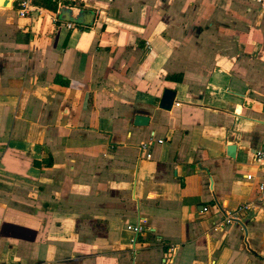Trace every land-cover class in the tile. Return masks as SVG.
Returning a JSON list of instances; mask_svg holds the SVG:
<instances>
[{"label": "crops", "instance_id": "crops-1", "mask_svg": "<svg viewBox=\"0 0 264 264\" xmlns=\"http://www.w3.org/2000/svg\"><path fill=\"white\" fill-rule=\"evenodd\" d=\"M12 1L0 7V264H264V7L38 0L42 14L21 18Z\"/></svg>", "mask_w": 264, "mask_h": 264}, {"label": "built area", "instance_id": "built-area-1", "mask_svg": "<svg viewBox=\"0 0 264 264\" xmlns=\"http://www.w3.org/2000/svg\"><path fill=\"white\" fill-rule=\"evenodd\" d=\"M257 2L261 5V7H264V4L262 3L261 0H257ZM16 3V11L19 17L21 18H25V17H29L31 16L33 13H38V14H42V9L38 8L37 6H35L32 3V0H15L14 4ZM67 28H71L72 25L71 24H67L66 25ZM254 158H255V162L263 165L264 166V143L262 145L261 148H259L258 150L255 151L254 153ZM251 175H247L246 178L247 179H251ZM258 192H259V196L260 198H264V184H260L258 186ZM250 207L249 204L245 205L244 207L240 208L238 211L235 212H229L228 215L224 218L223 220V224L224 225H229L235 221L238 220L239 215L242 212H245L248 208ZM203 210H207V208H204ZM131 229V227H130ZM141 231V227L137 226L136 228H133V232L136 233V235H138ZM170 252H174V247L170 246L169 248Z\"/></svg>", "mask_w": 264, "mask_h": 264}, {"label": "water", "instance_id": "water-1", "mask_svg": "<svg viewBox=\"0 0 264 264\" xmlns=\"http://www.w3.org/2000/svg\"><path fill=\"white\" fill-rule=\"evenodd\" d=\"M15 0L10 3V7H12ZM9 6V0H0V7H7ZM74 11V10H73ZM59 14L64 17L66 20H74L77 21L81 18L82 13L78 12L76 16L73 15L72 9L67 8L66 6H62L59 9ZM175 93L171 90H165L162 94V97L159 102V108L163 110H170L173 103H174ZM148 118L143 116L136 117V125H146ZM231 150V148H229Z\"/></svg>", "mask_w": 264, "mask_h": 264}, {"label": "trees", "instance_id": "trees-1", "mask_svg": "<svg viewBox=\"0 0 264 264\" xmlns=\"http://www.w3.org/2000/svg\"><path fill=\"white\" fill-rule=\"evenodd\" d=\"M32 3L34 4V2ZM39 6L52 10V11H56L57 10V0H41V3L39 4ZM179 79L180 78H178V80Z\"/></svg>", "mask_w": 264, "mask_h": 264}, {"label": "rangeland", "instance_id": "rangeland-1", "mask_svg": "<svg viewBox=\"0 0 264 264\" xmlns=\"http://www.w3.org/2000/svg\"><path fill=\"white\" fill-rule=\"evenodd\" d=\"M33 2H34V4L35 5H38V0H32ZM59 1V0H58ZM14 7L16 8L17 6H16V3H15V5H14Z\"/></svg>", "mask_w": 264, "mask_h": 264}]
</instances>
